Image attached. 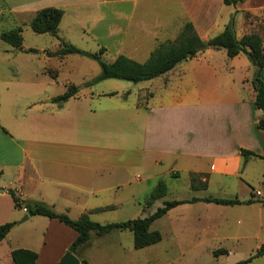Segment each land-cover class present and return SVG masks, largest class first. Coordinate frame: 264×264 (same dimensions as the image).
Here are the masks:
<instances>
[{"label": "crops", "instance_id": "0c3cea01", "mask_svg": "<svg viewBox=\"0 0 264 264\" xmlns=\"http://www.w3.org/2000/svg\"><path fill=\"white\" fill-rule=\"evenodd\" d=\"M48 7L63 11L58 27L61 39L75 46L80 41L91 42L105 52L110 49L114 59L122 55L143 63L158 43L176 39L186 22L193 25L201 42L208 43L233 21L237 39L257 34L264 49V0L229 5L224 0H35L18 12L15 8L9 11L28 14L31 21L37 11ZM209 49L199 50L194 58L180 62L161 77L145 81L148 87L137 83L101 90L98 83L77 81V93L63 103L52 99L76 85L58 69H46L43 62L55 59L60 65L67 56L48 57L42 52L36 59L27 58L29 70L22 79L1 69L0 225L9 221L15 208L8 191L23 203H43L71 220L88 213L91 221L103 224L99 215L122 211L127 205L129 212L136 210L143 195L148 197L143 188L126 189L131 185V171L150 173L146 180L164 174L178 177L180 172L201 180L212 172L237 177L243 168L240 150L262 157H251L244 169L253 160L264 161V130L256 128L262 112L252 105L255 92L250 81L255 68L239 54L227 64L231 74L236 67L244 69L243 76L225 79L220 89L199 87L183 64L197 62ZM22 50L18 52L28 49ZM146 92L147 99L138 105L139 96ZM110 93L114 95L108 96ZM191 198L204 197L173 200ZM248 199L250 194L238 200ZM160 201L172 200L166 192ZM205 204L180 205L167 214L183 213L187 208L212 210L214 204ZM106 207L112 209L96 212ZM140 217L137 208L128 220ZM40 223L44 230L35 251L37 264H58L77 233L54 219ZM124 235V231L102 237L91 234L86 246L73 255L79 264L81 260L93 264V252L104 255L108 250L111 259L105 264H116L118 257L112 262V255L135 252L132 240H122ZM11 252L0 258V264H13Z\"/></svg>", "mask_w": 264, "mask_h": 264}, {"label": "rangeland", "instance_id": "374dc122", "mask_svg": "<svg viewBox=\"0 0 264 264\" xmlns=\"http://www.w3.org/2000/svg\"><path fill=\"white\" fill-rule=\"evenodd\" d=\"M30 1L35 0H0V33L19 26L22 28V47L36 51V53L30 54L13 51L8 44L0 40V70L6 69L9 76L12 77L14 74L19 79L27 75L29 70L27 58L36 59L42 52L52 53L59 48V42L54 37L48 34H35L31 31L28 14L9 11L10 8H15L18 12L23 5ZM76 42L78 45L73 46L90 53H99V49L91 42L89 44ZM205 50L197 62L188 61L183 64L186 71L197 81L199 87L212 90L220 89L225 79L233 77L235 80L238 76H243L244 69L238 67L234 74L230 73L229 64H227L230 58L226 56L224 50L213 48ZM100 56L106 63H111L114 60L113 51L110 49ZM60 62L59 65L58 60L49 61L48 58H45L43 64L46 63V69L56 68L61 72L62 77L68 78L70 81L73 80L72 83L76 85L77 89L79 88L77 81L83 80L88 84L100 72L99 65L95 60L80 55H67ZM98 85L101 90H118L119 86L133 87L134 84L118 80H105ZM138 85L148 87L149 84L140 82ZM147 97V92L141 94L137 104L143 103ZM244 166L237 177L217 175L214 172L209 177L203 176L195 183L198 187L196 191L190 189L192 175L185 172H180L178 177L164 174L159 179L146 180L151 175L150 173L139 170L131 171L128 176L131 185L126 189L143 188L148 192L147 196L152 191V186L155 187L159 180H163L167 187V199L170 200L193 195L226 199L237 197L241 200L249 198V194L254 192L253 200L255 202L247 206L211 205L212 210L206 209L205 206H203L205 208H187L189 210L183 213L165 214L154 221L150 228L161 234L162 242L160 244L134 250L135 252L131 254L126 250L120 255H112V262H114V257H118L116 264H151L152 261H156V263L173 261L174 264H235L254 257L260 245L264 244V204L258 202L264 200V161L253 160L245 169ZM203 179L208 180V187L205 190L200 189ZM145 196L144 194L140 200V206L136 207V210L140 209L142 216L140 218L148 216L162 205V202L158 200L149 209H145ZM129 208L127 205L123 207L122 211L101 214L98 217H101L99 219L103 224L124 222L130 219V216L136 211L129 212ZM25 216L28 215L23 213L21 208H13L7 223H14V226L7 237L0 242V258H5L8 252L15 249L25 248L33 252L38 249L44 230V224L40 222L46 221V218L29 216V220H24ZM124 232L122 240L124 243H129L132 240V233ZM218 249H224L228 253L214 257L212 252ZM104 253L103 255L97 254L96 251L93 252V264L108 263L111 259H109V252L104 250ZM248 264H264V254L253 258Z\"/></svg>", "mask_w": 264, "mask_h": 264}, {"label": "trees", "instance_id": "16d2710c", "mask_svg": "<svg viewBox=\"0 0 264 264\" xmlns=\"http://www.w3.org/2000/svg\"><path fill=\"white\" fill-rule=\"evenodd\" d=\"M241 0H224V4H236ZM63 17V11L56 8H43L37 11L29 22V28L35 34H48L59 42V49L55 52H43L48 57L63 58L67 55H80L86 58L95 60L100 72L94 77L88 85H94L105 80H118L137 84L140 82L150 81L161 77L177 64L182 61L192 59L199 53V45L201 39L196 34L193 25L186 22L179 32L176 39L173 41H166L158 43L153 51L150 53L148 59L139 63L133 61L125 56L116 57L111 63H106L101 59L100 54L105 53V49L101 48L99 53H90L83 51L61 39L58 35V27ZM22 28L15 27L8 31L0 33V40L8 44L11 48L18 51L22 50ZM210 48L215 50H224L226 56L230 59L239 54H244L249 60L250 64L255 68V74L251 80V86L255 92L253 107L262 112V118L258 122L257 130H264V83L260 80V74L264 71V49L262 40L257 34L245 35L241 39H237L234 33L233 21L225 26L223 31L218 35L208 40ZM26 53H36L35 50H25ZM77 88L73 85L67 87V90L60 96L53 98L54 103H63L69 98L75 96ZM114 93L108 94L113 96ZM240 155L243 158V166L251 158L262 157L253 152L240 150ZM199 181L198 176L192 175L190 179V189L196 191L198 187L195 183ZM207 182H202L200 189H206ZM167 192L166 184L163 180H159L156 186L152 189L148 197L145 199V209L150 208L156 201L165 197ZM16 208H26V214L29 216H42L48 219H54L71 228L77 233V238L72 243L68 251L74 255H78V251L84 248L89 241L91 234L98 237L105 236L112 231H130L132 233L133 248L140 250L161 242L162 237L158 231L150 230L152 223L173 208L184 205L193 204L195 202H203L206 204H214L219 206H241L254 203V195L250 194V199L243 202L236 197L231 199L204 197L191 198L189 200H172L163 201L162 205L158 207L153 213L143 218L127 220L118 223L100 224L90 220L89 214H82L77 220H71L65 215L56 214L51 207L37 202L23 203L12 192L8 191ZM264 204V200L258 201ZM112 207L99 209L96 212L111 210ZM14 223H5L0 225V241L4 240L13 228ZM228 252L224 249H218L212 252L214 257L226 255ZM264 254V244L260 245L254 257L239 261L235 264H248L253 258ZM11 259L13 264H37V254L26 249H15L11 252ZM82 264H86L81 260Z\"/></svg>", "mask_w": 264, "mask_h": 264}, {"label": "water", "instance_id": "95a60500", "mask_svg": "<svg viewBox=\"0 0 264 264\" xmlns=\"http://www.w3.org/2000/svg\"><path fill=\"white\" fill-rule=\"evenodd\" d=\"M209 47L208 43L203 41L201 42V44L199 45L198 49L199 50H203V49H207ZM260 80L264 83V71L261 72L260 74ZM28 216L24 217V220H27ZM79 259L74 256L72 253H70L69 251H67L62 259L59 261L58 264H79Z\"/></svg>", "mask_w": 264, "mask_h": 264}, {"label": "built area", "instance_id": "2783aa9c", "mask_svg": "<svg viewBox=\"0 0 264 264\" xmlns=\"http://www.w3.org/2000/svg\"><path fill=\"white\" fill-rule=\"evenodd\" d=\"M256 194L258 195V192H256ZM21 210H22L23 213L27 212L25 207H22Z\"/></svg>", "mask_w": 264, "mask_h": 264}]
</instances>
